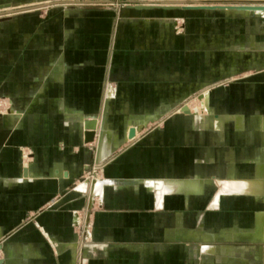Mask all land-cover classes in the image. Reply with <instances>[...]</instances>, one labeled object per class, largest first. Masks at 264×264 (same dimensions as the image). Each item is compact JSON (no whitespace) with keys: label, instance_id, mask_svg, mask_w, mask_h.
<instances>
[{"label":"crops","instance_id":"1","mask_svg":"<svg viewBox=\"0 0 264 264\" xmlns=\"http://www.w3.org/2000/svg\"><path fill=\"white\" fill-rule=\"evenodd\" d=\"M20 11L3 22L8 66L18 57L0 114V264H75L71 210L94 195L74 190L82 180L68 184L91 156L93 167L102 160L104 207L91 216L100 243L88 264L176 263L152 252L166 256L162 240L191 241L197 261L264 264V17L126 5L109 54L111 25L94 8H63L45 22ZM23 27L41 31L27 40ZM23 40L35 48L11 50ZM208 195L207 211L183 208Z\"/></svg>","mask_w":264,"mask_h":264},{"label":"rangeland","instance_id":"2","mask_svg":"<svg viewBox=\"0 0 264 264\" xmlns=\"http://www.w3.org/2000/svg\"><path fill=\"white\" fill-rule=\"evenodd\" d=\"M3 1H8L9 4L6 6H0V8L3 7H9L10 5H12L15 0H0V2ZM54 2V1H53ZM135 2L139 3V0H75V1H56L54 3L48 2V3H42L39 5H34V6H30L32 7L30 10H24L23 9H28V7H23L26 5H20L19 7H23V9H17V11H1L0 12V114L2 111H4L7 107H11V100L13 101V98L11 97L10 101L6 100V97L4 96L5 93L3 92V89L5 88V86H3V82L4 81H13L15 80V77L12 75V69L14 68V60H16V58L18 57V55L14 52V54H12L11 56V64L8 66V61H9V56L7 55V51L4 50L7 48V46H4L2 44V39L5 35H7L8 33V28L4 25V21L8 20L9 18H11L13 16V13L18 12L19 10H21L22 12H25L27 15L26 16H31V17H36L37 21L39 22H45V21H50V20H54L56 13L58 11H61L63 8H67V9H74L76 7H85V8H94L97 11L101 12V14H97L100 15L102 18L104 16L108 17V22H109V26L110 28H108L107 30V36L108 39L110 40L109 43V54H111V50L113 49V38L115 37L116 31H120L125 33V30H121V25H123V23H120L119 17L122 15V9L126 6V5H132ZM211 2H225V3H247V2H255V3H262L264 2V0H215V1H208L207 3H211ZM35 3H39V2H34V3H30V4H35ZM29 5V4H27ZM56 6V7H55ZM16 7V6H14ZM20 11V12H21ZM220 11H208V15L206 14L207 19H211V18H218L220 19L221 17H223V14H219ZM31 13V14H30ZM258 14V13H257ZM254 16V15H252ZM264 17V16H261ZM178 25H174V30L175 31H180L182 28V21H179V18H176ZM120 24V25H119ZM41 28H36V27H32V28H27V27H23V30L25 31L23 33L24 38L31 39L35 36H37L38 34H40V30ZM13 28H11V32L12 34L15 33L13 32ZM209 31V30H208ZM119 32V33H120ZM11 34V35H12ZM15 35V34H14ZM123 35V34H122ZM226 36V35H225ZM225 36H220L221 38L225 37ZM32 41H25L23 40L22 43L20 44H13L11 46V50H16L18 51L19 49H21V51L23 52L24 49H34L35 45L34 43L31 44ZM30 43V45H29ZM233 47V46H232ZM239 47V46H237ZM8 49V48H7ZM224 56V52L220 51L219 54V58ZM209 59V60H208ZM204 60L206 61V63L204 62V67H208V63L209 61L212 60V57H205ZM213 60L217 61V55L214 54L213 55ZM252 63H256L254 62L255 60H252ZM210 63V62H209ZM225 63V62H224ZM236 63L238 64L239 62L236 61ZM245 64V62H242L240 65L242 66V64ZM248 63V62H246ZM221 64V63H220ZM7 65V68L5 69L4 66ZM11 69V75L10 78H8L9 75V71ZM221 86L222 85H226L229 83V80H226L224 78L221 79H217V81ZM5 83V82H4ZM114 90V88H112V91ZM195 91V90H194ZM193 91V93H195ZM113 93V92H112ZM192 96V94H188L186 99H190V97ZM9 99V98H8ZM153 122H149L148 125H146L145 127L141 128L142 129H146L147 127H152ZM84 144L86 146H88L89 148H94L95 144H94V139L92 140H86L84 141ZM27 157L30 156V149L28 148V145H24L22 146ZM101 163L102 160H100V166L97 167H93L94 165V157L91 156L90 161L87 163V165L85 166V168L83 169V172H81L74 180H72V182H70L68 184L69 188H74L75 184L77 181L82 180L79 182L78 184V188L80 189H76L74 188V190H77L78 192H82L85 193L86 195H90V192L88 191L87 185L90 188L91 194H93V198L90 201V197H89V201L86 200L85 204L78 209H74L71 210V213L73 211L77 212V221L73 224L72 222H70V225H73V230L77 233V242L75 244V257H74V262L75 264H88V257H87V253L89 250H91L92 248H94V246H98L97 243H100L99 240H96L93 238L92 236V224H91V216L93 214L94 210L100 209L102 207H104L101 199L96 196L98 194L95 193V191L92 188V182L95 179H98L102 182L101 180L103 177L102 171H101ZM84 182V185L82 187H79L80 183ZM101 184V185H102ZM84 188V189H83ZM211 191L213 192L214 190L211 189ZM211 193V192H210ZM209 193V194H210ZM58 196H52L49 198V200H54L56 199ZM210 197V195H208L206 200H203V202H201L200 200L198 201H189V203L185 206L184 205V209L187 210L188 212L190 210H194V209H201L202 211H207L205 209V207L207 206V202H208V198ZM180 200V199H179ZM224 204V203H223ZM179 204L172 206L171 211L179 209ZM186 207V208H185ZM230 210V208H227L226 205L224 204L223 206H220V210ZM142 211V208L139 209ZM155 211H159L158 209H154ZM164 209H160V211H162ZM140 239H142L143 237L139 236ZM150 238L148 240H145V244L149 245L151 247V245H155L157 242L156 239ZM84 242H88L91 243V246L89 249L86 250L85 253L82 252V243ZM1 243V240H0ZM185 243H192L191 241H165L162 240V244L166 247L165 250H167L165 253L166 256L163 257V255L160 254V249L152 251L155 252L154 255L158 256V258L160 259H164L166 258L167 260H170L172 263L176 262L174 264H210V263H206V262H202L200 260L197 261V259L193 256L190 255L189 251L187 250L186 246L184 245ZM148 247V248H150ZM2 249V248H1ZM2 256V252H0V257ZM217 264V263H216Z\"/></svg>","mask_w":264,"mask_h":264},{"label":"bare ground","instance_id":"3","mask_svg":"<svg viewBox=\"0 0 264 264\" xmlns=\"http://www.w3.org/2000/svg\"><path fill=\"white\" fill-rule=\"evenodd\" d=\"M43 1H45V0H15V1H13L14 3L12 5H10L9 7L0 8V12L1 11H12V12H14V11H17V9H23V7H28V9L29 8L31 9L32 7H30V6L39 5V4H42V3L45 4V3H48V2L54 3L56 1H75V0H48L46 2H43ZM208 1H215V0H139L140 4H152V5H156V4L182 5V4H187V3L188 4H214V3H221V2L207 3ZM34 2H42V3L30 4V3H34ZM223 3H225V2H223ZM250 3L251 4H264V2H262V3L250 2ZM27 4H29V5H27ZM245 4H249V2H247ZM20 5H26V6L19 7ZM14 6H16V7H14ZM143 8H147V7H143ZM177 8H180V9H205V10H235V11H244L245 13L252 12L250 14L254 15V16H262V15L264 16V8H258V9H230V8H222V9H220V8H198V7L197 8H181V7H177ZM166 9H174V8L171 7V8H166ZM182 110L185 111V112H189L187 107H183ZM92 125H93V122H90V123L87 124L86 127L91 128ZM132 135H133V132H132ZM132 135L129 136V137H132ZM105 141H106V139H105ZM23 174L26 175V169L23 170ZM98 181L94 180V183L92 182L94 191H95L96 187H98V185H99Z\"/></svg>","mask_w":264,"mask_h":264},{"label":"water","instance_id":"4","mask_svg":"<svg viewBox=\"0 0 264 264\" xmlns=\"http://www.w3.org/2000/svg\"><path fill=\"white\" fill-rule=\"evenodd\" d=\"M9 2L8 1H3L0 2V6H6L8 5ZM132 6L136 7V8H143V7H151V6H159L162 8H177V7H181V8H230V9H258V8H264V4H243V3H214V4H182V5H172V4H156V5H152V4H140V2H135L134 4H132ZM93 130H89V132H85L84 133V139L88 140L91 138L93 132ZM133 132L132 128H129L128 130V136H131Z\"/></svg>","mask_w":264,"mask_h":264}]
</instances>
